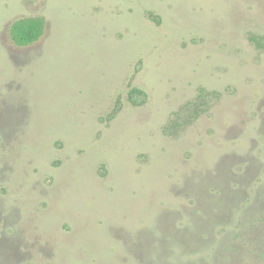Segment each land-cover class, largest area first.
I'll return each mask as SVG.
<instances>
[{
	"label": "rangeland",
	"instance_id": "obj_1",
	"mask_svg": "<svg viewBox=\"0 0 264 264\" xmlns=\"http://www.w3.org/2000/svg\"><path fill=\"white\" fill-rule=\"evenodd\" d=\"M0 264H264V0H0Z\"/></svg>",
	"mask_w": 264,
	"mask_h": 264
},
{
	"label": "trees",
	"instance_id": "obj_2",
	"mask_svg": "<svg viewBox=\"0 0 264 264\" xmlns=\"http://www.w3.org/2000/svg\"><path fill=\"white\" fill-rule=\"evenodd\" d=\"M45 20L42 16H23L11 22L9 25V38L18 46L29 45L38 40L43 34ZM249 40L258 47L263 45V37L251 34ZM132 93L143 92L137 88L132 89ZM212 92L199 89L195 99L182 104L178 110L172 112V118L163 127L167 134L176 135L180 127L189 125L203 113L207 106V98Z\"/></svg>",
	"mask_w": 264,
	"mask_h": 264
}]
</instances>
